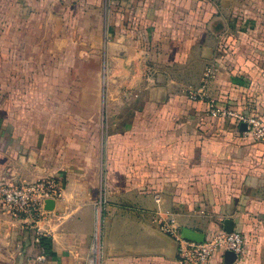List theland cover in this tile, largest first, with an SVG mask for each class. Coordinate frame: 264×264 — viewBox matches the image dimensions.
<instances>
[{"label": "crops", "instance_id": "crops-1", "mask_svg": "<svg viewBox=\"0 0 264 264\" xmlns=\"http://www.w3.org/2000/svg\"><path fill=\"white\" fill-rule=\"evenodd\" d=\"M207 99L264 121V0H0V182L61 183L0 210V264H179L159 215L264 264V140Z\"/></svg>", "mask_w": 264, "mask_h": 264}, {"label": "built area", "instance_id": "built-area-1", "mask_svg": "<svg viewBox=\"0 0 264 264\" xmlns=\"http://www.w3.org/2000/svg\"><path fill=\"white\" fill-rule=\"evenodd\" d=\"M213 76L212 68L204 74L201 87L189 92L192 100L205 98L204 88ZM208 115L214 120L231 121L244 128L243 135L255 142L264 140V121L258 115L246 114L238 109L220 106L215 99H207ZM61 194V183L56 178L39 179L24 184H9L0 182V210L13 218L28 219L37 223L46 214V202L56 201ZM159 230L173 238L177 244V259L179 264H212V259L219 252H232L240 256L244 250V239L238 232H219L206 237L198 243L182 237V228L174 217L156 220ZM39 241V237L37 238ZM42 257H39L38 262ZM37 264H40L37 263Z\"/></svg>", "mask_w": 264, "mask_h": 264}, {"label": "water", "instance_id": "water-1", "mask_svg": "<svg viewBox=\"0 0 264 264\" xmlns=\"http://www.w3.org/2000/svg\"><path fill=\"white\" fill-rule=\"evenodd\" d=\"M54 204H55V201L48 200L46 202V207H45L46 210H52L53 207H54ZM231 223H232L231 221H226L225 222V225H226L225 230H226L227 233H231V232L234 231L233 224L231 225ZM181 233H182V237L184 239H186V240H190V241H194V242H198V243H202L205 240V235L204 234L199 233V232L194 231V230H191L189 228H183ZM229 255H232V257H234V258L236 256L232 252H229Z\"/></svg>", "mask_w": 264, "mask_h": 264}, {"label": "rangeland", "instance_id": "rangeland-1", "mask_svg": "<svg viewBox=\"0 0 264 264\" xmlns=\"http://www.w3.org/2000/svg\"><path fill=\"white\" fill-rule=\"evenodd\" d=\"M92 88L94 89V83H92Z\"/></svg>", "mask_w": 264, "mask_h": 264}]
</instances>
